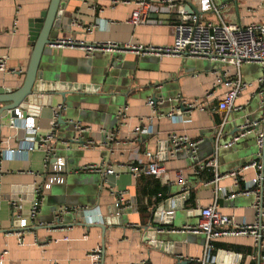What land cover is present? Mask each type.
<instances>
[{"label":"crops","instance_id":"crops-1","mask_svg":"<svg viewBox=\"0 0 264 264\" xmlns=\"http://www.w3.org/2000/svg\"><path fill=\"white\" fill-rule=\"evenodd\" d=\"M62 1L65 6L58 39L84 40L87 44L168 45L173 41L174 25L181 21V9L190 11L186 1L176 0L175 6L149 14L156 23L136 25L130 22L136 0L116 5L110 0ZM214 2L219 12L205 13V22L220 23L223 18L227 23L248 26L264 19L263 0ZM50 3L51 0H0V56L8 59L7 71L0 72V95L24 84L34 51L30 21ZM90 24L95 25L92 32L85 29ZM110 53L89 56L77 47H45L39 66L43 77L37 83L40 90L30 97L41 107L17 108L35 117L36 139L54 132L50 142L52 158H65L66 180L45 194L38 214L33 216L35 188L53 174V161L47 166L46 151L39 148L12 159L0 155V253L7 250L5 264H93L90 253L99 246L103 250L101 264H196L192 258L204 260L205 264H264V239L260 242L251 235H223L212 241L213 247L206 248V235L188 229L199 223L201 209L214 203L238 223H264V187L260 188L259 210L255 206L259 199L248 188L258 169L243 168L258 159L257 134L264 130V121L231 143L237 126L264 120V86L259 82L264 75L262 64H243L240 71L247 86L235 100L234 109L225 112L218 108L229 89L224 79L217 83L218 74L225 68L222 62L176 54L158 57L126 52L117 56L111 67ZM228 70L230 76L237 71L235 67ZM45 82H67L76 90H68L66 96L49 93L43 87ZM154 95L156 110L148 104ZM190 102L194 105H186ZM124 105L127 117L121 122L119 111ZM62 110L64 119L73 118L90 128L85 130V144H76L68 151L62 150L61 138L73 136L74 132L68 124L59 125ZM172 110L189 120L173 121L165 115ZM11 117V111H5L0 118V153L18 148L26 137L24 121L18 120L11 127ZM147 117H153V132L134 135V128ZM170 132L188 134L199 141L197 151L184 148L173 155ZM78 136L79 132L76 138H82ZM89 141L96 145L88 146ZM147 151L158 156L165 168L162 175L135 177L124 168L119 175L73 172L102 161L116 167L138 159L146 164ZM214 155L217 166L200 169ZM232 171L238 174L227 175ZM216 173L221 175L217 182ZM119 192L124 193L126 203L121 214H116ZM164 205L169 214L166 222L173 220V225L154 223L153 210ZM63 206H70L72 211L63 219L66 225L50 227L48 222ZM19 217L28 220L22 239L14 232ZM101 218L106 220V228L101 227ZM154 219L162 220L161 213Z\"/></svg>","mask_w":264,"mask_h":264},{"label":"built area","instance_id":"built-area-1","mask_svg":"<svg viewBox=\"0 0 264 264\" xmlns=\"http://www.w3.org/2000/svg\"><path fill=\"white\" fill-rule=\"evenodd\" d=\"M112 5L118 3H128L129 0H110ZM186 1L187 6L194 5L195 8L188 11L187 9H181V21L175 24L173 27V41L168 45H144L138 42H129L126 44H118L115 42H102L96 44H87L84 40L77 39H60L57 44H53L54 47H77L80 48L90 56L95 55L97 52H132L137 55H156L162 57L165 55L176 54L185 57L205 58L213 61H220L224 64L225 68L217 76V83H221L224 79L229 89L225 92L223 99L219 101L218 108L225 112H231L234 107L235 100L239 97L242 91L247 86L246 82L242 78L241 67L245 63H259L264 67V19L255 24L248 26H242L238 23H227L221 19L220 23L205 22L203 17L205 13L212 10L219 12L218 6L215 5L214 0H183ZM136 8L132 12L130 22L133 24H147L156 23L157 20L149 18V14L152 12H160L165 6L173 7L177 4L176 0H136ZM264 4V0H263ZM95 25L90 24L85 27L88 32H92ZM229 67H235L237 71L230 76ZM8 59L7 56H0V72L7 71ZM15 72V70H14ZM228 79V80H226ZM259 82L264 86V75L260 78ZM148 104L155 110L157 109V100L149 97ZM193 106L192 102L186 104ZM62 107V106H60ZM127 106L124 105L119 111L121 122L127 117ZM180 111V109H178ZM173 121H187L189 119L183 118V116L174 110L165 114ZM153 117L142 118L138 126L133 130L134 135L139 136L141 134H150L153 132L152 126ZM18 120H23L24 125L22 129L26 132V137L22 140L21 145L18 148L2 151L0 155L4 158H14L23 156L24 154L35 150L36 148L46 151V165L50 166L53 170V174L50 175L45 182L38 184L35 188L34 201L32 205L33 216L37 215L42 204L45 193L51 189L55 184H63L66 180V160L64 157L52 158L51 140L53 139L54 132L51 131L45 136H41L36 139L34 134L37 132V126L35 117L26 115L21 109H15V115L10 118L11 127L16 126ZM264 120H256L247 122L242 125L243 131L233 137L232 142H236L247 134L254 130L255 126L261 124ZM56 120L53 122V127L56 126ZM82 131L90 129L89 127H83L80 123L77 124ZM252 129V130H251ZM54 130V129H53ZM114 135V133L112 134ZM107 137H110L108 135ZM168 139L172 145V154L176 151L187 148L193 153L197 151L199 141L193 140L188 134H182L177 132H170ZM96 142L89 141L88 146H94ZM104 144L107 141L103 140ZM264 143V130L257 134V144L260 148L258 152V159L245 165L243 168L250 166L258 169L257 175L252 180L249 189H251L258 197L259 201L255 206L259 210L261 204L260 188L264 187V156L262 155L261 148ZM146 156L148 162L144 164L140 159L137 162L131 164H120L117 167L112 164H108L105 161L100 163H91L81 166L79 169H73V172H88L97 173L100 175L117 174L119 175L121 170H129L135 177L141 175H156L160 176L165 171L157 159V155L152 151H147ZM138 158V155L137 157ZM144 164V165H143ZM218 164L217 156L214 155L206 160L200 167V169L208 167H216ZM120 167V168H119ZM75 170V171H74ZM237 171L229 172L227 175H237ZM178 176L183 181V172L179 170ZM221 178L219 173H216L214 181H218ZM251 190H247L249 193ZM14 203V202H13ZM126 198L123 192H119L115 202V213L125 209ZM62 212L69 211V208L61 209ZM18 225L15 227L14 232L18 234L22 239V231L27 227L28 220L25 218H17ZM194 232L204 233L207 237L206 248L213 247L212 241L223 235H245L254 236L260 242L264 239V223L254 224H241L238 223L234 216L224 214L219 210L217 203L204 207L201 209V219L198 224L188 228ZM264 245L261 242V246ZM102 248L99 246L92 250L90 256L93 260V264L102 263ZM7 250L0 253V264H5V256ZM196 264H205L204 260L191 259ZM52 264H58L54 262Z\"/></svg>","mask_w":264,"mask_h":264},{"label":"water","instance_id":"water-1","mask_svg":"<svg viewBox=\"0 0 264 264\" xmlns=\"http://www.w3.org/2000/svg\"><path fill=\"white\" fill-rule=\"evenodd\" d=\"M64 3L65 2L62 0H51L49 7L46 10H43L41 12V15L38 18H35L30 21L31 40L34 41V51L31 57L29 68L26 72L25 81L22 87L19 88L18 90H15L13 92H10L7 90L4 93H2L3 95H0V104H2L0 106V118L3 112L5 111L7 112L11 111L12 116H14L15 109L17 107L26 108V106L30 105L27 108L28 110L30 109L36 110L41 107L39 106V104H35V99L33 101V99H31L30 97L34 94V91L40 90V88H37V83H38V80H42V77H43L42 72L39 70V66H40V61L42 59V55L45 50V47L47 45L57 44L58 40H60L58 39V29L61 26V18L63 14L62 10L65 6ZM190 8L194 9L195 6L190 5ZM110 54H113V57L110 63V66L112 67L114 65V61L117 59L116 57L124 53L112 52ZM43 87L47 88L49 93L61 92L62 95H65V96L68 94L69 92L68 90L74 88V86H72L71 84H67V82H64L59 85L55 84L54 82L49 83V84L45 82V85L43 84ZM77 87L78 85L75 86V88ZM73 90H76V89H73ZM5 93H8V94H5ZM153 98L157 100V97L155 95ZM180 105H183V103H181ZM63 110L61 111L59 115L58 123L59 125L68 124L72 126V130L74 132L73 136L61 138L62 150L68 151L71 148H73L76 144H80V145L85 144L86 139L84 140V136L86 135L87 132L82 131L81 128L78 127L77 124L82 123V122L76 121L73 118L64 119L62 117ZM238 131L240 132L243 131L242 124L237 126V132ZM77 132H79L78 137H82L81 139L76 138ZM236 133H234L232 137L236 136ZM257 150L259 152L260 148L257 147ZM261 152H262V155L264 156V143L261 148ZM63 208H70V206H63L56 210L54 219L48 222L50 223L49 224L50 227L66 225V224H63V221H64L63 219H65L66 216L70 214L72 211L62 212L61 209ZM164 209H165V205L162 208L157 207L153 210L154 223H157L156 225H160V226H165L168 224L173 225V220L166 222V218L167 216H169V214H167V212H165ZM158 213H161V218H162V220H160L159 222L154 219L156 218ZM171 215L174 216V214H171ZM172 218L174 219V217ZM99 222H101L100 225L102 228H106L105 219L101 218ZM161 229H164V228L161 227Z\"/></svg>","mask_w":264,"mask_h":264}]
</instances>
